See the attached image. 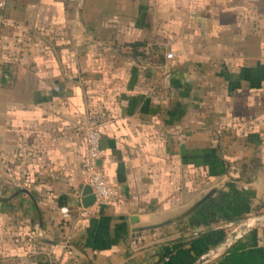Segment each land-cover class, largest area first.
Instances as JSON below:
<instances>
[{"label": "crops", "instance_id": "0c3cea01", "mask_svg": "<svg viewBox=\"0 0 264 264\" xmlns=\"http://www.w3.org/2000/svg\"><path fill=\"white\" fill-rule=\"evenodd\" d=\"M92 123L107 206L83 203ZM262 212L264 0H7L0 264H191ZM207 264H264V227Z\"/></svg>", "mask_w": 264, "mask_h": 264}, {"label": "built area", "instance_id": "2783aa9c", "mask_svg": "<svg viewBox=\"0 0 264 264\" xmlns=\"http://www.w3.org/2000/svg\"><path fill=\"white\" fill-rule=\"evenodd\" d=\"M6 5L7 0H0V9H4ZM167 57L171 58L173 54L169 52ZM101 141V127L97 123H92L86 129V153L83 159V167L86 183L96 197V203L107 206L119 200V193L108 179L106 172L99 166V160L102 156ZM63 214L68 215V210L63 208Z\"/></svg>", "mask_w": 264, "mask_h": 264}, {"label": "water", "instance_id": "95a60500", "mask_svg": "<svg viewBox=\"0 0 264 264\" xmlns=\"http://www.w3.org/2000/svg\"><path fill=\"white\" fill-rule=\"evenodd\" d=\"M83 196V203L85 207L96 203V197L92 193V190L88 184L83 191ZM261 227H264V212L240 219L221 241L202 252L191 264L209 263L217 257L227 253L246 235Z\"/></svg>", "mask_w": 264, "mask_h": 264}, {"label": "trees", "instance_id": "16d2710c", "mask_svg": "<svg viewBox=\"0 0 264 264\" xmlns=\"http://www.w3.org/2000/svg\"><path fill=\"white\" fill-rule=\"evenodd\" d=\"M244 167H245V166H244ZM243 169L245 170L246 167L243 168ZM244 170H243V171H244ZM246 170H248V169H246ZM247 180L250 181L251 179L247 178ZM211 197H212V196H209V197H208L209 200H212ZM214 204H217V203L214 202ZM211 213H213V212H211ZM240 218H241V216H235V215H232V214H227V215H224V216H221V217H217V216H215V215H211L210 218L207 219V220H204V221L198 220V221H196V222H194V223L192 224L191 229H193V230L190 231V237L195 238V237H198V236H205V235H209V234H211L212 232L214 233V232H217V231L222 230V229H216V230H214V229H209L208 231H207V230H205V231H203V230L198 231V229H196V228H198V227H201V226H209V225L212 224V223L221 222V221H223V222H231V221L238 220V219H240ZM222 239H223V236H221L218 240H216L214 244H217V243H218L219 241H221ZM207 249H208V248H207Z\"/></svg>", "mask_w": 264, "mask_h": 264}, {"label": "rangeland", "instance_id": "374dc122", "mask_svg": "<svg viewBox=\"0 0 264 264\" xmlns=\"http://www.w3.org/2000/svg\"><path fill=\"white\" fill-rule=\"evenodd\" d=\"M228 230H229V229H228ZM225 233H227V232H225V231H224V232H222V234H221V235H223V234H225Z\"/></svg>", "mask_w": 264, "mask_h": 264}]
</instances>
